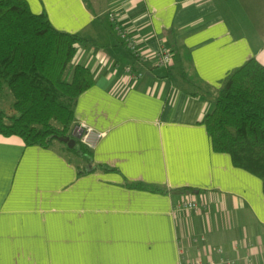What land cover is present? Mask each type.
<instances>
[{
	"label": "crops",
	"instance_id": "crops-1",
	"mask_svg": "<svg viewBox=\"0 0 264 264\" xmlns=\"http://www.w3.org/2000/svg\"><path fill=\"white\" fill-rule=\"evenodd\" d=\"M25 1L84 40L72 64L95 83L75 103L73 130L91 128L93 163L115 170L79 174L57 147L0 135V264H182L217 259V248L233 264H264L262 181L215 152L202 124L235 69L264 65V0ZM186 199L205 207L174 209Z\"/></svg>",
	"mask_w": 264,
	"mask_h": 264
},
{
	"label": "trees",
	"instance_id": "trees-1",
	"mask_svg": "<svg viewBox=\"0 0 264 264\" xmlns=\"http://www.w3.org/2000/svg\"><path fill=\"white\" fill-rule=\"evenodd\" d=\"M83 42L56 30L46 13H32L25 0H0V100H11L9 109L0 108V135L57 147L79 174L114 171L96 166L92 148L72 136L75 103L95 83L90 69L72 64ZM202 124L213 150L258 177L264 192V65L251 58L235 69ZM67 137L73 148L59 141Z\"/></svg>",
	"mask_w": 264,
	"mask_h": 264
},
{
	"label": "built area",
	"instance_id": "built-area-1",
	"mask_svg": "<svg viewBox=\"0 0 264 264\" xmlns=\"http://www.w3.org/2000/svg\"><path fill=\"white\" fill-rule=\"evenodd\" d=\"M108 19L112 23L113 29L116 32L117 36L122 40L124 46L127 48L131 56L135 58V60L137 61L142 60L143 55L140 52V50L137 48V42L131 36L129 31L124 29L118 24L116 20V16L113 13L108 14ZM155 58L158 66L160 67L169 68L172 64V52L171 50L167 49L164 46L159 47V49L155 53ZM124 70L125 73L134 80H139L143 76L142 73L137 72L135 69H133L130 66H127ZM81 132H82L81 141L88 145V143H90V137L94 135L93 130L91 128H85L83 126ZM88 146L90 147V145ZM204 207L205 206L202 203L196 202L195 200L192 199H186L174 205V209L182 210L186 212H197L199 210H202ZM195 240L197 241V239ZM200 240L203 241V238H200ZM215 253L218 256L217 259L203 261L199 258H194L189 260L184 257H181V263L182 264H233L231 258L226 256L222 248H217L215 250Z\"/></svg>",
	"mask_w": 264,
	"mask_h": 264
},
{
	"label": "water",
	"instance_id": "water-1",
	"mask_svg": "<svg viewBox=\"0 0 264 264\" xmlns=\"http://www.w3.org/2000/svg\"><path fill=\"white\" fill-rule=\"evenodd\" d=\"M81 135H82V132L80 131V132L77 133V128H75V130L73 131L72 136L74 138L79 139V138H81ZM59 141L66 143L69 148H73L75 146V140L72 139V138H70V137H67V138H59ZM176 193L177 194H180L181 192H176Z\"/></svg>",
	"mask_w": 264,
	"mask_h": 264
},
{
	"label": "rangeland",
	"instance_id": "rangeland-1",
	"mask_svg": "<svg viewBox=\"0 0 264 264\" xmlns=\"http://www.w3.org/2000/svg\"><path fill=\"white\" fill-rule=\"evenodd\" d=\"M10 107H11V100L10 99H1L0 100V108L1 109H9Z\"/></svg>",
	"mask_w": 264,
	"mask_h": 264
}]
</instances>
